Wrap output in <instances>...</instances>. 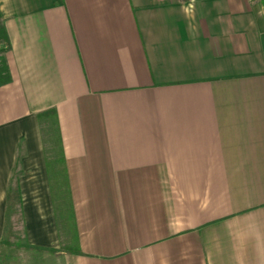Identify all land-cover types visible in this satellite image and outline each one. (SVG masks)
Returning <instances> with one entry per match:
<instances>
[{
  "label": "crops",
  "instance_id": "1",
  "mask_svg": "<svg viewBox=\"0 0 264 264\" xmlns=\"http://www.w3.org/2000/svg\"><path fill=\"white\" fill-rule=\"evenodd\" d=\"M0 14V241L15 180L22 240L62 264H264L260 0H0ZM47 108L79 252L60 247Z\"/></svg>",
  "mask_w": 264,
  "mask_h": 264
},
{
  "label": "trees",
  "instance_id": "2",
  "mask_svg": "<svg viewBox=\"0 0 264 264\" xmlns=\"http://www.w3.org/2000/svg\"><path fill=\"white\" fill-rule=\"evenodd\" d=\"M260 1L264 4V0ZM0 44V84H3L10 80V75L8 66L4 58V51L9 46L8 37L3 28L1 14ZM36 116L45 164L47 168V175L50 184L56 227L59 231L60 237L63 229H66L70 233L68 242H62L61 239L60 247L65 251L79 252L76 242V232L73 221L72 206L65 174L64 158L61 148L56 113L54 109L47 108L37 112ZM7 206L10 209H7L4 235L0 241V261L2 262L7 260L13 250H19L21 248H32L38 251L45 248L38 245L28 244L18 239H11L9 237V235L11 234L10 228L12 226L9 224V215L15 214L17 220L20 221L22 225L20 199L17 197V184L15 180L8 186ZM50 250L55 249L51 248Z\"/></svg>",
  "mask_w": 264,
  "mask_h": 264
},
{
  "label": "rangeland",
  "instance_id": "3",
  "mask_svg": "<svg viewBox=\"0 0 264 264\" xmlns=\"http://www.w3.org/2000/svg\"><path fill=\"white\" fill-rule=\"evenodd\" d=\"M8 219L9 224L12 225L10 228L11 234L9 237L11 239L23 241L22 227L20 221L17 220L16 215H9ZM69 238L70 233L66 229H63L61 234L62 242H68ZM0 264H62V259L59 254L53 253L48 249H41L37 251L32 248H21L19 250H13L8 259L0 262Z\"/></svg>",
  "mask_w": 264,
  "mask_h": 264
}]
</instances>
